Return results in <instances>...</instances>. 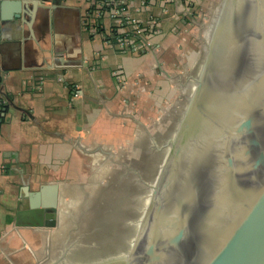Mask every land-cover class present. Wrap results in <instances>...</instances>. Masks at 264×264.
<instances>
[{
	"label": "water",
	"instance_id": "obj_1",
	"mask_svg": "<svg viewBox=\"0 0 264 264\" xmlns=\"http://www.w3.org/2000/svg\"><path fill=\"white\" fill-rule=\"evenodd\" d=\"M19 5L0 0V27ZM58 194L29 192L32 225H57ZM55 264H264V0H224L179 126L105 193Z\"/></svg>",
	"mask_w": 264,
	"mask_h": 264
},
{
	"label": "crops",
	"instance_id": "obj_2",
	"mask_svg": "<svg viewBox=\"0 0 264 264\" xmlns=\"http://www.w3.org/2000/svg\"><path fill=\"white\" fill-rule=\"evenodd\" d=\"M20 1L0 27V264L28 259L34 238L54 228L29 222V192L57 184L60 194L84 176L78 171L90 167V152L118 136L119 118L128 122L132 77L151 69L152 52L124 53L105 39L113 21L98 34L84 27L85 0ZM165 5L157 0L151 9L161 21L152 40L162 47L177 24ZM119 66L129 79L124 89L113 74Z\"/></svg>",
	"mask_w": 264,
	"mask_h": 264
},
{
	"label": "rangeland",
	"instance_id": "obj_3",
	"mask_svg": "<svg viewBox=\"0 0 264 264\" xmlns=\"http://www.w3.org/2000/svg\"><path fill=\"white\" fill-rule=\"evenodd\" d=\"M122 1L123 14L142 24L151 14L158 16L152 7L143 6V0ZM223 3L224 0H166L165 9L176 17L175 32L162 40L163 47L160 44L149 54L146 62L151 69L144 71L145 79L138 74L132 77L138 86L124 109L128 122L121 123L119 118L122 128L118 136L90 152V167L78 171L83 172L82 178L64 183L58 194L57 225L34 238L32 247L36 248H32L28 264L36 259L39 264H55L105 193L134 165L158 152L177 129L206 62ZM147 27H139L140 39L147 36Z\"/></svg>",
	"mask_w": 264,
	"mask_h": 264
},
{
	"label": "built area",
	"instance_id": "obj_4",
	"mask_svg": "<svg viewBox=\"0 0 264 264\" xmlns=\"http://www.w3.org/2000/svg\"><path fill=\"white\" fill-rule=\"evenodd\" d=\"M88 4V11L83 17L84 27L93 34L100 33L105 17H109L113 24L104 37L108 41H115L117 47L124 53L142 52L148 54L158 49L160 43L152 41V37L161 30V21L158 16L148 17L147 23L143 24L139 19H133L123 14L124 7L122 0H85ZM157 0H143V6L152 7ZM166 2V0H160ZM149 21V25H148ZM147 27V36L140 39L138 36L139 27ZM136 30V31H135ZM120 89L126 88L129 79L123 67L119 66L113 71Z\"/></svg>",
	"mask_w": 264,
	"mask_h": 264
},
{
	"label": "trees",
	"instance_id": "obj_5",
	"mask_svg": "<svg viewBox=\"0 0 264 264\" xmlns=\"http://www.w3.org/2000/svg\"><path fill=\"white\" fill-rule=\"evenodd\" d=\"M101 30H102V29H101ZM101 30H100V31H101Z\"/></svg>",
	"mask_w": 264,
	"mask_h": 264
}]
</instances>
